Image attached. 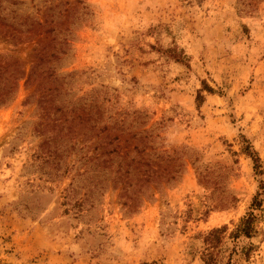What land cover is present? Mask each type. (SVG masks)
Segmentation results:
<instances>
[{"label":"rangeland","instance_id":"374dc122","mask_svg":"<svg viewBox=\"0 0 264 264\" xmlns=\"http://www.w3.org/2000/svg\"><path fill=\"white\" fill-rule=\"evenodd\" d=\"M0 71V264H264V0H0Z\"/></svg>","mask_w":264,"mask_h":264},{"label":"trees","instance_id":"16d2710c","mask_svg":"<svg viewBox=\"0 0 264 264\" xmlns=\"http://www.w3.org/2000/svg\"><path fill=\"white\" fill-rule=\"evenodd\" d=\"M1 75H2V71H0V77H1ZM14 88H15V82H14V79L13 78H12V81L10 83H9V79L7 77H4L3 76L2 79L0 78V105L1 104H4L8 99H10V97H11L13 91H14ZM208 89H210V88H208ZM119 126H121V125H119ZM104 128L105 129H109V127L107 125L104 126ZM113 138L118 139V135H115ZM107 143L109 144V141ZM119 147H120V145L117 144V143H115L110 148H106L104 150H101L99 152V154L102 155L105 160H108L109 164L112 163V158H113V157H111V154L112 153H114L115 156H119V159L116 162V165H117L116 171L118 172V176L117 177L121 180V178L123 176H125L126 174H128V172H129V165H130V162L133 161V158H130V159H127V160L121 159L123 157V155H121V154L118 153ZM135 150L140 151L138 149H135ZM91 157L94 158L93 156H91ZM256 159L257 158L255 157L254 158V161ZM145 163H146V161L145 162L142 161L140 164L141 165H144ZM147 164H148V162H147ZM123 165L126 166V167L124 168ZM255 166L257 167V164H255ZM152 171H157V169H153ZM146 176L147 177H150L151 176V173L150 172L149 173L147 172L146 173ZM258 195L259 194L257 193L253 197V200H252V206H253V208L260 206L261 200H260V198H258ZM254 216L255 215L253 214V212L252 211H249L247 213V215L244 216L241 219L240 224H239L238 228L236 229V232H241V233H244L245 235H249L250 234V231L253 229L252 220L254 219Z\"/></svg>","mask_w":264,"mask_h":264}]
</instances>
